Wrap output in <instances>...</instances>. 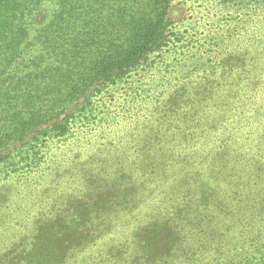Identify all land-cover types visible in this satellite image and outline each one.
I'll use <instances>...</instances> for the list:
<instances>
[{
    "label": "trees",
    "instance_id": "16d2710c",
    "mask_svg": "<svg viewBox=\"0 0 264 264\" xmlns=\"http://www.w3.org/2000/svg\"><path fill=\"white\" fill-rule=\"evenodd\" d=\"M211 1L229 12H213L202 42L172 19L173 0H0V167L86 140L121 85L163 87L125 132L134 158L99 203L136 209L123 183L134 169L150 220L90 252L88 231L66 223L83 195L63 197L0 264H264V0Z\"/></svg>",
    "mask_w": 264,
    "mask_h": 264
},
{
    "label": "rangeland",
    "instance_id": "374dc122",
    "mask_svg": "<svg viewBox=\"0 0 264 264\" xmlns=\"http://www.w3.org/2000/svg\"><path fill=\"white\" fill-rule=\"evenodd\" d=\"M192 1L173 0L171 17L176 21L181 20L182 28H188L190 35L203 42L206 34L212 35L217 29L216 24L212 23L217 18V12H223L221 16H225L229 11L218 10L216 1L197 0L191 4ZM156 84L157 81H150L132 94V87L125 85H121V90L115 93L110 92L101 100L104 105L99 109L97 124L88 129L87 139H82L74 148L69 140L51 143L34 164L16 172L0 167V257L12 241L28 236L38 225L52 222L56 213L63 209L62 203L56 200L63 197L65 200L83 195V202L77 205L72 219L66 223L88 231L90 252L102 247V243L115 244L129 239L131 234L126 235V232L150 220L147 214L154 210L155 203L153 205L151 199L145 197L141 187L142 178L135 175L134 169L123 183L134 186L132 199H141L136 209L132 201V204L128 202L124 205L126 210L120 211L111 210L118 208L115 204L103 203L100 206L99 203L104 198L116 196L114 181L122 184L119 182L121 174L123 170L127 171L126 164L131 162L134 155L122 154L121 150L137 144L136 138L130 141L123 136L137 120L144 118L147 102L162 90L160 84L154 87ZM20 143L22 141L14 144ZM122 158L129 161H122ZM90 174H95V177ZM84 176L88 181L84 182ZM101 194L100 201H94ZM218 217L221 219L223 215L219 214ZM110 226L112 230L107 232ZM98 230H104V234L93 238Z\"/></svg>",
    "mask_w": 264,
    "mask_h": 264
}]
</instances>
